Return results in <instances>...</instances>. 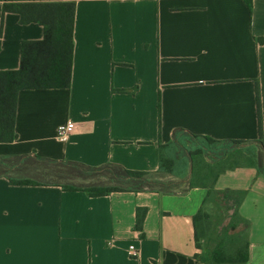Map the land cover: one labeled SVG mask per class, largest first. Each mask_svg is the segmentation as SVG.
<instances>
[{
  "label": "crops",
  "instance_id": "1",
  "mask_svg": "<svg viewBox=\"0 0 264 264\" xmlns=\"http://www.w3.org/2000/svg\"><path fill=\"white\" fill-rule=\"evenodd\" d=\"M5 1L0 70L19 68L23 42L45 33ZM64 1L76 3L71 86L21 90L17 138L0 142V264H211L194 224L207 188L90 196L52 182L41 159L156 173L175 129L257 140V84L264 141V0ZM215 188L239 192L225 195L245 220L231 233L247 236L245 264H264V174L228 170Z\"/></svg>",
  "mask_w": 264,
  "mask_h": 264
},
{
  "label": "trees",
  "instance_id": "2",
  "mask_svg": "<svg viewBox=\"0 0 264 264\" xmlns=\"http://www.w3.org/2000/svg\"><path fill=\"white\" fill-rule=\"evenodd\" d=\"M246 3L252 10V0H246ZM3 9L4 12L17 13L20 23H39L45 30L42 39L23 42L19 68L0 70V142H13L17 138V99L21 90L71 86L76 3L64 0H7ZM259 41L263 42L264 38ZM256 92L259 139L219 140L184 129H175L173 140L161 146V165L156 173L128 170L112 163L89 166L77 161L40 159L51 165L72 169L77 177L82 179L107 177L109 184L79 185L63 182L64 189L83 190L90 196H104L125 190L154 189L165 193H183L194 187L207 188V196L194 216L197 247L206 248L211 264H245L247 236L243 232L231 233V230L245 222L238 212V207L230 215L228 224L221 227L218 226L219 219L216 223L212 220L207 206H218L222 195L239 194L215 188V181L221 173L239 167H254L258 173L264 174L259 84ZM9 179L18 184L36 183L30 179Z\"/></svg>",
  "mask_w": 264,
  "mask_h": 264
},
{
  "label": "rangeland",
  "instance_id": "3",
  "mask_svg": "<svg viewBox=\"0 0 264 264\" xmlns=\"http://www.w3.org/2000/svg\"><path fill=\"white\" fill-rule=\"evenodd\" d=\"M50 168H51V173L49 175L50 180L71 182V183L79 184V185L88 184V183H99V184H109L110 183L108 178L105 176H96L94 177V179L93 178L92 179H82L81 177H77L75 171L72 169L64 168L63 166L60 167L57 165L50 166ZM218 201H219L218 206L214 204H209L207 206V209L212 214V220L216 223L217 219H219L220 224L218 226L222 227V226L227 225L230 220V213L232 212L233 203L225 195L220 196ZM203 244H205V242Z\"/></svg>",
  "mask_w": 264,
  "mask_h": 264
},
{
  "label": "built area",
  "instance_id": "4",
  "mask_svg": "<svg viewBox=\"0 0 264 264\" xmlns=\"http://www.w3.org/2000/svg\"><path fill=\"white\" fill-rule=\"evenodd\" d=\"M76 124L69 120L67 123L62 124L58 128V137L61 140H67L70 134L75 130ZM137 235L138 233L135 232ZM129 253L133 257H137L139 255V249L135 245H130Z\"/></svg>",
  "mask_w": 264,
  "mask_h": 264
}]
</instances>
